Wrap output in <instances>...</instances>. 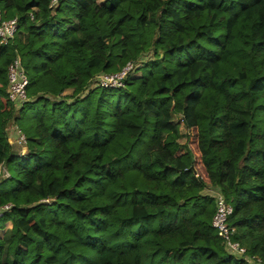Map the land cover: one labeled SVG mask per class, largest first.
Wrapping results in <instances>:
<instances>
[{
    "label": "trees",
    "instance_id": "obj_1",
    "mask_svg": "<svg viewBox=\"0 0 264 264\" xmlns=\"http://www.w3.org/2000/svg\"><path fill=\"white\" fill-rule=\"evenodd\" d=\"M0 11L19 28L0 44V209L11 205L0 264H264V0H0ZM17 57L22 104L9 98ZM130 62L125 88L99 86ZM208 189L261 263L218 236Z\"/></svg>",
    "mask_w": 264,
    "mask_h": 264
},
{
    "label": "built area",
    "instance_id": "obj_2",
    "mask_svg": "<svg viewBox=\"0 0 264 264\" xmlns=\"http://www.w3.org/2000/svg\"><path fill=\"white\" fill-rule=\"evenodd\" d=\"M60 0H52V6H56ZM18 21L12 19L4 21L2 19V13L0 11V44L7 46L11 40L14 39L18 32ZM136 70V64L133 62L128 63L119 73L105 74L98 77V84L104 89L119 90L126 86V79L128 76ZM8 76L10 82L9 98L11 102L16 104H22L26 101V87L28 86V78L22 68L21 60L17 57L9 66ZM16 139L13 141L22 148L21 154H25V148L27 145L26 136L16 126ZM0 175L2 178H8L9 173L6 168H1ZM216 199V213L213 218V226L216 229L218 236L225 242L230 252L237 254L240 258H247L248 252L238 241L235 236L237 231L230 224V219L234 214V209L231 204L228 203L224 195L216 191L214 195ZM11 209V205L4 206L0 209V218L3 217L6 211ZM251 263H261V260L253 257L247 258Z\"/></svg>",
    "mask_w": 264,
    "mask_h": 264
},
{
    "label": "rangeland",
    "instance_id": "obj_3",
    "mask_svg": "<svg viewBox=\"0 0 264 264\" xmlns=\"http://www.w3.org/2000/svg\"><path fill=\"white\" fill-rule=\"evenodd\" d=\"M140 75H142V72L141 73H139V74H137V76H140ZM186 142V140H184V141H182V143H185ZM15 143V142H14ZM12 144L13 145V147H14V149L16 150V151H22V148H20L17 144ZM188 148L189 149H191L192 150V152L194 153V155H195V157H196V163H195V168L199 171V172H197L196 171V174H197V176H204L203 175V170L201 169V166H200V164H199V162L197 161V159H198V157H197V152H196V150H195V146H194V144L193 143H190V144H188ZM0 179H3L2 178V176L0 175ZM7 188H10L9 186H7ZM208 192H211L212 194H213V196L215 195V193H216V190H214V189H208Z\"/></svg>",
    "mask_w": 264,
    "mask_h": 264
}]
</instances>
